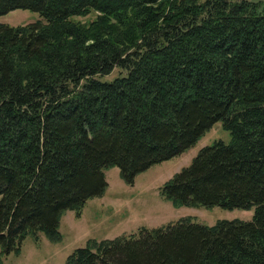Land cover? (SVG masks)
Returning <instances> with one entry per match:
<instances>
[{
    "label": "trees",
    "instance_id": "trees-1",
    "mask_svg": "<svg viewBox=\"0 0 264 264\" xmlns=\"http://www.w3.org/2000/svg\"><path fill=\"white\" fill-rule=\"evenodd\" d=\"M14 10L41 20L0 24V264L29 236L59 242L63 213L102 197L106 170L132 186L218 122L231 141L204 147L162 195L251 221L89 240L66 264H264V4L0 0V16Z\"/></svg>",
    "mask_w": 264,
    "mask_h": 264
},
{
    "label": "rangeland",
    "instance_id": "rangeland-1",
    "mask_svg": "<svg viewBox=\"0 0 264 264\" xmlns=\"http://www.w3.org/2000/svg\"><path fill=\"white\" fill-rule=\"evenodd\" d=\"M249 1L264 4V0ZM96 16L93 13L82 20H92ZM39 20L40 14L29 10H14L0 16V24L14 27ZM122 74L120 69H115L102 80L112 81ZM218 140L226 143L231 141V134L224 130L222 122L216 123L193 148L182 155L140 173L132 186L120 177L118 168L106 170L108 188L105 194L89 200L80 218L74 211L63 213L59 225V242L49 241L44 234H39L38 240L29 236L23 243L21 254L7 256L3 264H66L67 258L77 249L86 247L89 240L138 235L141 228H161L184 218H191L193 223L206 226L224 220L251 221L254 210H226L221 207L177 209L162 195L163 187L169 180L190 166L204 147L212 146Z\"/></svg>",
    "mask_w": 264,
    "mask_h": 264
}]
</instances>
